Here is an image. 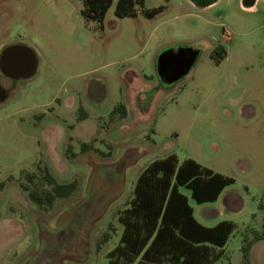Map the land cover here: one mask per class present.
<instances>
[{"label": "rangeland", "instance_id": "374dc122", "mask_svg": "<svg viewBox=\"0 0 264 264\" xmlns=\"http://www.w3.org/2000/svg\"><path fill=\"white\" fill-rule=\"evenodd\" d=\"M245 1L136 0L135 15L119 18L112 0L98 23L82 16L81 0H0V53L20 44L37 61L32 76L7 81L0 103V264H108L122 232L117 210L145 166L169 154L233 179L225 192L241 198L237 211L179 190L201 224L235 223L215 264H240L264 218V0L256 14ZM152 8L161 11L147 18ZM219 45L225 54H214ZM178 48L198 51L196 61L163 85L156 58ZM119 104L124 118L111 114ZM44 168L76 188L31 201L21 185L48 192ZM249 261L264 264V240Z\"/></svg>", "mask_w": 264, "mask_h": 264}, {"label": "trees", "instance_id": "16d2710c", "mask_svg": "<svg viewBox=\"0 0 264 264\" xmlns=\"http://www.w3.org/2000/svg\"><path fill=\"white\" fill-rule=\"evenodd\" d=\"M136 0H117L114 14L121 17L135 15ZM81 14L86 20L100 23L112 0H81ZM142 6V0H138ZM161 8L145 10L147 18L159 13ZM222 50L221 45L214 54ZM213 54V53H212ZM223 56V55H222ZM112 115L126 116V108L115 106ZM88 144L81 143V152ZM68 150V149H67ZM31 181L33 175H28ZM42 181L50 190L45 193L29 191L28 198L38 205L43 201L51 204L55 198L70 195L76 181L57 183L54 176L44 168ZM233 179L205 167L193 159L179 163L175 154L149 162L137 176L132 188V197L125 207L117 210L122 232L118 243L107 253L108 264H215L223 255V249L236 228L234 222L221 220L213 226L201 224L193 214L188 197L179 188L190 191L197 204L214 202ZM264 209V205H260ZM111 229V226H110ZM110 237L105 234L104 240ZM264 240L262 231L253 230L252 238L241 246L240 264H250V249L255 242Z\"/></svg>", "mask_w": 264, "mask_h": 264}, {"label": "water", "instance_id": "95a60500", "mask_svg": "<svg viewBox=\"0 0 264 264\" xmlns=\"http://www.w3.org/2000/svg\"><path fill=\"white\" fill-rule=\"evenodd\" d=\"M198 6H207L216 0H190ZM249 6V5H244ZM198 51L191 48L167 49L155 61L156 75L163 85H171L188 74L196 61ZM37 61L33 51L24 45L5 47L0 53L1 72L13 79H25L36 71Z\"/></svg>", "mask_w": 264, "mask_h": 264}, {"label": "crops", "instance_id": "0c3cea01", "mask_svg": "<svg viewBox=\"0 0 264 264\" xmlns=\"http://www.w3.org/2000/svg\"><path fill=\"white\" fill-rule=\"evenodd\" d=\"M240 1V0H239ZM244 1V0H243ZM260 0H246L244 5H249V6H244L241 5V8L244 11H248L250 13H258L259 11L257 10L256 6L259 3ZM191 7L197 8V9H203L204 6H198L192 2H190ZM223 40V37L221 38ZM157 122V121H156ZM225 189L220 193L219 197L217 198L216 201H218L219 204V212L222 213L223 211H237L240 206H241V198L238 195H233L230 194L229 192H225Z\"/></svg>", "mask_w": 264, "mask_h": 264}, {"label": "flooded vegetation", "instance_id": "af4514ba", "mask_svg": "<svg viewBox=\"0 0 264 264\" xmlns=\"http://www.w3.org/2000/svg\"><path fill=\"white\" fill-rule=\"evenodd\" d=\"M7 81L11 83V77L1 73L0 69V103L8 98L11 90V85H7Z\"/></svg>", "mask_w": 264, "mask_h": 264}]
</instances>
